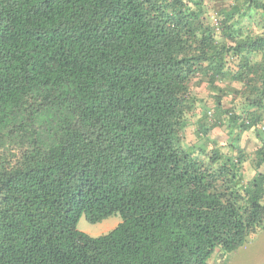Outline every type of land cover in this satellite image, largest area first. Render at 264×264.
I'll return each instance as SVG.
<instances>
[{"label":"trees","instance_id":"16d2710c","mask_svg":"<svg viewBox=\"0 0 264 264\" xmlns=\"http://www.w3.org/2000/svg\"><path fill=\"white\" fill-rule=\"evenodd\" d=\"M262 229L264 0H0V264H210Z\"/></svg>","mask_w":264,"mask_h":264},{"label":"rangeland","instance_id":"374dc122","mask_svg":"<svg viewBox=\"0 0 264 264\" xmlns=\"http://www.w3.org/2000/svg\"><path fill=\"white\" fill-rule=\"evenodd\" d=\"M189 130L187 129V133ZM255 144L249 143L248 148L252 149ZM120 217L112 215L106 219L90 223L86 221L84 215L78 220L77 229L90 235L97 236L105 234L112 229L118 222ZM264 263V229L260 230L253 236L248 237L240 247L225 256L215 253L210 259V264H261Z\"/></svg>","mask_w":264,"mask_h":264}]
</instances>
